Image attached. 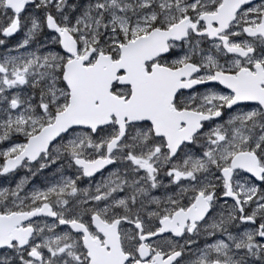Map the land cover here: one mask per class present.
<instances>
[{
  "label": "snow or ice",
  "instance_id": "1",
  "mask_svg": "<svg viewBox=\"0 0 264 264\" xmlns=\"http://www.w3.org/2000/svg\"><path fill=\"white\" fill-rule=\"evenodd\" d=\"M0 264H264V0H0Z\"/></svg>",
  "mask_w": 264,
  "mask_h": 264
}]
</instances>
